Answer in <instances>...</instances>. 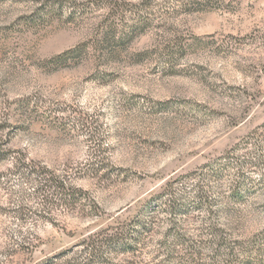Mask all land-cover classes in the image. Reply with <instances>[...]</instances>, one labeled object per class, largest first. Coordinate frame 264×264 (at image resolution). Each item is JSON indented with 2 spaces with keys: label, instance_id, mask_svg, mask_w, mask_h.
Returning a JSON list of instances; mask_svg holds the SVG:
<instances>
[{
  "label": "rangeland",
  "instance_id": "1",
  "mask_svg": "<svg viewBox=\"0 0 264 264\" xmlns=\"http://www.w3.org/2000/svg\"><path fill=\"white\" fill-rule=\"evenodd\" d=\"M0 264H264V0H0Z\"/></svg>",
  "mask_w": 264,
  "mask_h": 264
},
{
  "label": "trees",
  "instance_id": "2",
  "mask_svg": "<svg viewBox=\"0 0 264 264\" xmlns=\"http://www.w3.org/2000/svg\"><path fill=\"white\" fill-rule=\"evenodd\" d=\"M52 181V180H51ZM50 180L49 181H47L48 183L50 182V183H52ZM49 188H50V185L48 184L47 185ZM62 186V185H61ZM61 190L63 191V199H64V201L65 202H69V201H72L73 199H75L76 197H75V194H72V192L70 193V191L68 190V189H65L64 187H61ZM173 192V191H172ZM196 195H197V202H198V204H201L202 202V200H203V194H204V192H203V188L201 187V186H196ZM170 194V193H169ZM145 225H143V227H144Z\"/></svg>",
  "mask_w": 264,
  "mask_h": 264
}]
</instances>
